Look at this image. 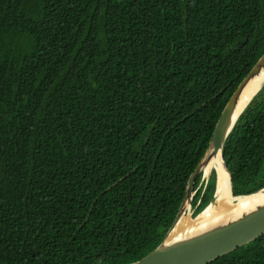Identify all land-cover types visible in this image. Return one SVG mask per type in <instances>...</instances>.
Returning <instances> with one entry per match:
<instances>
[{
	"label": "trees",
	"instance_id": "trees-1",
	"mask_svg": "<svg viewBox=\"0 0 264 264\" xmlns=\"http://www.w3.org/2000/svg\"><path fill=\"white\" fill-rule=\"evenodd\" d=\"M263 54L264 0H0V264L152 251ZM222 157L234 196L264 187V85ZM211 264H264V235Z\"/></svg>",
	"mask_w": 264,
	"mask_h": 264
},
{
	"label": "water",
	"instance_id": "water-1",
	"mask_svg": "<svg viewBox=\"0 0 264 264\" xmlns=\"http://www.w3.org/2000/svg\"><path fill=\"white\" fill-rule=\"evenodd\" d=\"M264 67V54L249 71V73L243 78L240 84L237 86L236 90L233 92L229 98L227 104L225 105L216 125L213 130L211 139L207 151L200 163L196 166L193 172L190 174L187 181L184 199L178 209L177 215L166 232L163 240L159 245H157L152 251L146 254L141 259L129 263V264H211L212 262L218 260L219 258L239 249L240 247L260 238L264 235V207L252 213L251 215H246L240 220L234 221L232 223L226 224L221 227L214 228L208 232L201 235L190 237L181 242L165 246V240L170 235L174 229L177 221L181 215H188L191 217L198 216L212 203H216L219 200V188L216 182V189L214 192L213 201L210 202L203 210L198 214L193 215L192 200L195 195L194 184L199 175L202 174L201 168L206 166L210 160L217 156L220 152L222 158V164L228 174L227 185L224 183V188L229 192V196L233 199H238L240 197H246L254 195L262 190L264 187L252 194L234 196L233 194V184L229 171L227 170L222 157V149L224 143L232 131L236 121L239 116L251 102V100L256 96V94L261 90L264 82L258 88V90L253 94L248 103L242 109V111L235 116V112L238 107L240 97L247 87L250 80L257 75L260 70ZM211 173V172H210ZM205 179V185L209 179V175ZM122 180L119 179V181ZM204 185V188H205ZM114 186V185H112ZM110 186L108 189H110ZM106 189L105 191H107ZM229 189V190H228ZM104 191V192H105ZM234 204L230 205L231 211H234Z\"/></svg>",
	"mask_w": 264,
	"mask_h": 264
},
{
	"label": "bare ground",
	"instance_id": "bare-ground-1",
	"mask_svg": "<svg viewBox=\"0 0 264 264\" xmlns=\"http://www.w3.org/2000/svg\"><path fill=\"white\" fill-rule=\"evenodd\" d=\"M263 82L264 67L250 80L247 87L244 89L235 116L242 111ZM201 171L203 179H205L211 171L215 172V180L219 188V200L216 203H212L194 218H190L188 215H181L174 229L165 240V246L181 242L190 237L201 235L214 228L240 220L244 216L251 215L264 207V190L254 195L240 197L238 199H233L229 196V192L224 188V183L227 185L228 182V174L222 164L220 152L216 157L212 158L206 166H203ZM231 204H234V211H231Z\"/></svg>",
	"mask_w": 264,
	"mask_h": 264
}]
</instances>
